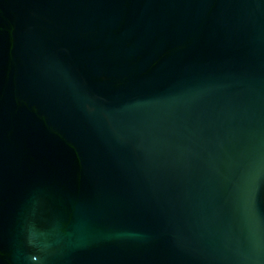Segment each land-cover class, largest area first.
Returning a JSON list of instances; mask_svg holds the SVG:
<instances>
[{
	"label": "water",
	"instance_id": "95a60500",
	"mask_svg": "<svg viewBox=\"0 0 264 264\" xmlns=\"http://www.w3.org/2000/svg\"><path fill=\"white\" fill-rule=\"evenodd\" d=\"M0 264H264V0H0Z\"/></svg>",
	"mask_w": 264,
	"mask_h": 264
}]
</instances>
